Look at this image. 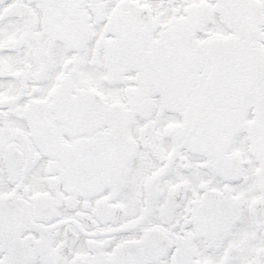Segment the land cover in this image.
<instances>
[{"label": "snow or ice", "instance_id": "snow-or-ice-1", "mask_svg": "<svg viewBox=\"0 0 264 264\" xmlns=\"http://www.w3.org/2000/svg\"><path fill=\"white\" fill-rule=\"evenodd\" d=\"M0 264H264V0H0Z\"/></svg>", "mask_w": 264, "mask_h": 264}]
</instances>
